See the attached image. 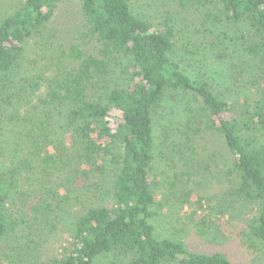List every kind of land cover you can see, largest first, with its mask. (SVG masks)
<instances>
[{
  "label": "trees",
  "instance_id": "trees-1",
  "mask_svg": "<svg viewBox=\"0 0 264 264\" xmlns=\"http://www.w3.org/2000/svg\"><path fill=\"white\" fill-rule=\"evenodd\" d=\"M63 1L22 0L0 17V124L7 107L30 103L22 156L0 170L1 261L15 264L19 246L24 255L38 249L34 230H56L60 214L78 206L69 244L44 264H239L159 236L155 124L175 97L189 102L186 142L223 139L233 199L251 213L243 242L264 254V0H169L151 18L135 0H79L84 25L63 66L18 76L26 44ZM178 17L195 27L188 39ZM208 35L210 49L232 61L226 87L178 59ZM185 197L203 208L201 194Z\"/></svg>",
  "mask_w": 264,
  "mask_h": 264
},
{
  "label": "rangeland",
  "instance_id": "rangeland-1",
  "mask_svg": "<svg viewBox=\"0 0 264 264\" xmlns=\"http://www.w3.org/2000/svg\"><path fill=\"white\" fill-rule=\"evenodd\" d=\"M22 0H0V17L6 15ZM140 11L150 18L155 11L163 9L169 0H135ZM137 8V7H136ZM138 9V8H137ZM83 14L79 0H64L50 25L43 35L30 41L25 46L24 57L19 64L18 76L39 73L52 61L62 65L67 61L63 56L64 49L76 44L83 27ZM176 22L182 28V40L188 39L195 27ZM214 36L195 44L190 53L178 51V59L186 69L204 74L213 79L221 87H226L232 74L230 65L224 62L218 53L210 49ZM185 41L181 43L183 45ZM198 53H195L197 46ZM235 54V61L237 60ZM241 62V61H240ZM54 69V67H53ZM116 74L112 79L115 81ZM44 90L38 96L44 97ZM37 97L33 102L37 103ZM186 99L175 97L169 100L160 112L155 124V155L156 160L151 179L162 207L158 210L156 220L160 237H168L175 241H183L192 249L203 252L225 253L233 262L241 264H264V254L247 247L243 240V231L247 228L251 215L250 208L233 199V181L228 175L231 157L223 139L219 135H209L188 143L184 137V126L189 117V105ZM30 103L17 107L16 104L6 108L0 124V170L14 166L22 156L21 118L29 109ZM17 144L19 146H17ZM22 189H28L24 182ZM194 190L204 197V206L199 208L194 200H187L185 194ZM79 207L68 208L60 214L57 229L48 231L35 229L41 235L37 241L41 245L35 251L24 255L23 246L12 255L15 264H44L56 255L60 246L68 245L74 228L75 217ZM23 243V241L21 242ZM22 252V253H21ZM18 254V255H17ZM0 264H10L9 261ZM98 264H120L109 257L101 258Z\"/></svg>",
  "mask_w": 264,
  "mask_h": 264
}]
</instances>
